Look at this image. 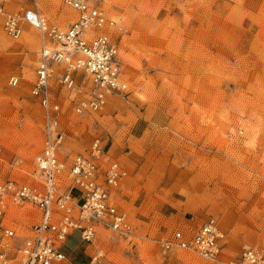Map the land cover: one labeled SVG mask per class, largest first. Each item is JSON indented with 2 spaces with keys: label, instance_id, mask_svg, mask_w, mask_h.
<instances>
[{
  "label": "rangeland",
  "instance_id": "obj_1",
  "mask_svg": "<svg viewBox=\"0 0 264 264\" xmlns=\"http://www.w3.org/2000/svg\"><path fill=\"white\" fill-rule=\"evenodd\" d=\"M88 1L113 21L97 32L116 41L130 92L78 114L91 83L79 73L67 89L56 65L57 150L69 166L101 140L126 173L110 201L132 230L118 234L99 224L92 242L73 230L55 264H87L97 252L107 264H226L246 246L264 253V0ZM21 7H37L61 29L77 18L62 0L5 5L8 12ZM3 20L0 13V183L36 185L47 138L46 112L31 94L42 35L24 23L11 38ZM10 76L18 86L8 85ZM70 182L65 173L61 185ZM39 216L30 204L8 202L4 222L21 241ZM209 218L223 233L219 260L163 245L176 231L190 237Z\"/></svg>",
  "mask_w": 264,
  "mask_h": 264
},
{
  "label": "built area",
  "instance_id": "obj_2",
  "mask_svg": "<svg viewBox=\"0 0 264 264\" xmlns=\"http://www.w3.org/2000/svg\"><path fill=\"white\" fill-rule=\"evenodd\" d=\"M7 1L0 0L6 35L19 38L24 23L42 35L31 94L46 112L47 138L36 160L39 184L11 180L0 183V264H55L64 259L61 243L73 230H79L86 242L93 241L99 224L118 234H131L132 230L126 214L110 201L111 189L120 184L126 173L117 161L107 157L101 140L93 139L86 153L75 155L69 166L58 155L62 138L57 118L60 106L50 90L55 66H62L59 82L67 89L75 87L78 72L91 83L90 99L79 101L75 107L78 114L87 109L100 110L109 94L126 98L130 87L116 41L105 32H97L113 24L103 10L88 0H62L64 6L76 12L77 18L61 29L48 22L37 7L8 12ZM19 82L17 76L8 79L12 87ZM65 173L71 182L63 186L61 179ZM8 202L30 204L40 211L39 219L21 241L16 229L4 222ZM171 244L216 261L224 249L223 233L215 218L205 221L190 237L176 231L172 241H163L166 248ZM103 256L97 252L87 264H107ZM226 264H264V253L246 246Z\"/></svg>",
  "mask_w": 264,
  "mask_h": 264
},
{
  "label": "bare ground",
  "instance_id": "obj_3",
  "mask_svg": "<svg viewBox=\"0 0 264 264\" xmlns=\"http://www.w3.org/2000/svg\"><path fill=\"white\" fill-rule=\"evenodd\" d=\"M69 16V13L67 11H64L63 14H62V17H68ZM30 28H33V27H30ZM35 30V28H33ZM81 73V72H78V74ZM82 83H85L84 81Z\"/></svg>",
  "mask_w": 264,
  "mask_h": 264
}]
</instances>
